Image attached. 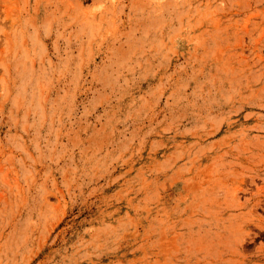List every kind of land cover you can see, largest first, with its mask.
Here are the masks:
<instances>
[{
  "label": "rangeland",
  "instance_id": "rangeland-1",
  "mask_svg": "<svg viewBox=\"0 0 264 264\" xmlns=\"http://www.w3.org/2000/svg\"><path fill=\"white\" fill-rule=\"evenodd\" d=\"M0 264H264V0H0Z\"/></svg>",
  "mask_w": 264,
  "mask_h": 264
}]
</instances>
